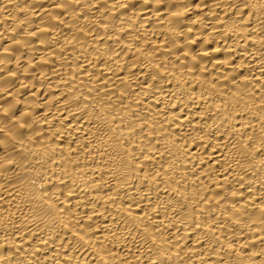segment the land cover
<instances>
[{
	"label": "bare ground",
	"instance_id": "obj_1",
	"mask_svg": "<svg viewBox=\"0 0 264 264\" xmlns=\"http://www.w3.org/2000/svg\"><path fill=\"white\" fill-rule=\"evenodd\" d=\"M0 264H264V0H0Z\"/></svg>",
	"mask_w": 264,
	"mask_h": 264
}]
</instances>
